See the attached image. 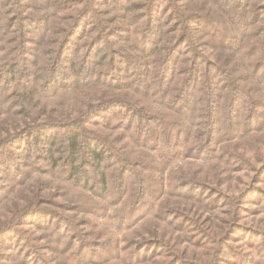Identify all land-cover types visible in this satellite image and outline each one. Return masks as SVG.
<instances>
[{"label":"trees","instance_id":"16d2710c","mask_svg":"<svg viewBox=\"0 0 264 264\" xmlns=\"http://www.w3.org/2000/svg\"><path fill=\"white\" fill-rule=\"evenodd\" d=\"M43 1L0 0V102L8 117L22 118L30 117L25 91L50 100L81 90L79 105L34 109L22 129L12 117L0 173L26 178L23 169L42 172L41 161L75 189L114 197L69 208L103 222L91 237L78 228L92 220L41 208L47 185L39 180L0 223V237L33 220L40 230L47 216L57 241L77 246L78 264H223L228 252L225 264H264V229L242 225L249 198L264 211L256 188L264 172V0H49L42 9ZM8 90L14 102L6 106ZM237 172L250 179L230 195L222 187ZM243 232L246 242L227 251ZM23 241L28 256L36 252L34 239Z\"/></svg>","mask_w":264,"mask_h":264},{"label":"rangeland","instance_id":"374dc122","mask_svg":"<svg viewBox=\"0 0 264 264\" xmlns=\"http://www.w3.org/2000/svg\"><path fill=\"white\" fill-rule=\"evenodd\" d=\"M49 0H44L42 4V9H46L47 4ZM36 47V46H35ZM5 58V57H2ZM34 74L31 76L29 83H27L28 88L32 89V86L35 87V81L37 80V76ZM34 77V78H33ZM39 80V78H38ZM33 82V83H31ZM26 84L24 83V86ZM36 89V88H35ZM81 90L77 91H66L59 93H56L53 99L51 96L49 97L47 92H40L36 91L33 93L32 96L27 95L28 91H25V96L28 98L26 101H23L24 108H26L29 111V118H22V116H10L7 115L5 112L6 110L2 107L3 104L0 102V121L4 122V128L0 127V142L5 138V132L7 129L9 132L11 131V126L13 124L12 117L16 118L14 122H18L20 125V129L24 128L26 124H31V117L34 116L35 112L38 111L40 108H43L45 106L48 109H55L56 111H59L62 106L61 105H67L71 104L73 106L79 105L78 102L80 100L81 96ZM9 96L6 97V103L5 105H9L10 103L12 104L14 102V96H12L13 93H11V90L7 91ZM49 93V92H48ZM10 96H12L10 98ZM96 93H92V97H95ZM3 100L2 96L0 95V101ZM78 101V102H77ZM38 106L39 108L37 109ZM11 108V107H10ZM11 110V109H10ZM12 111V110H11ZM13 112V111H12ZM52 112V111H51ZM53 113V112H52ZM76 116L77 114H72L71 116ZM73 116V117H74ZM28 117V116H27ZM53 117L57 118L55 119L56 123L63 122L61 121V117L58 116V113H53ZM122 116L118 115L116 117H113L112 122L113 124H117L120 122ZM45 121L44 117H38V120L36 119V123H43ZM264 140V139H263ZM1 146V144H0ZM18 152L20 150H17ZM263 153V150H262ZM17 154V153H16ZM23 152H19L18 155L23 156ZM248 156H251V153H248ZM178 160H181L180 158ZM190 161V159H188ZM188 161H182L180 163L186 164ZM43 171H38L34 172L30 168L25 167L23 169V173L27 176L26 178L22 176V172L18 175L16 180H13L14 174L13 172H10L8 174L5 173H0V185L4 184L7 185V188H5L7 191L5 192L4 195L0 198V223L4 224L6 223V220H11L13 216H15L14 213L11 212L12 209H15L17 205V208H21L25 206V200L24 198H21L23 195V191H25L26 195H29V197H26V199H30L31 195L30 193L32 191H35L37 189V185H39V180L40 182H43L42 184L47 185V189H45L43 192L40 191V196L39 200L45 201L46 203L41 207L44 209L51 210L52 212H61L62 214H69L70 216H73L75 213L69 210V208H72V206L75 205H83V207L89 209H92L91 205L94 203L98 202L100 206H105L109 204L110 201H112V195H108L107 200H101L100 197L97 195H93L91 193H84L83 191H80L79 189H75L72 186H70L68 183L62 181L64 176L60 174H55L56 171L52 172L49 167H42L41 164L42 162L40 161L37 163ZM249 174H251L249 172ZM249 174L247 175L245 172H240V173H234L231 174L229 179L225 181L224 185L222 188H227L229 187V192L232 193L230 195H237L238 190L241 188L242 183H247L249 182ZM207 176L212 178V181L215 182L218 174L214 169H211L207 171ZM13 180V181H12ZM240 181V182H239ZM20 182H23L22 184H19ZM242 182V183H241ZM258 190L264 191V172L261 177L260 183L256 186ZM225 190V189H224ZM22 191V192H20ZM98 193V190H96ZM92 195V196H90ZM42 196V197H41ZM256 196V194L254 195ZM250 201L248 200L249 203L245 205L246 211L245 217L242 220V225L244 227H251L255 229H264V211L263 207L260 205L255 204L256 198L252 197L249 198ZM173 200H180V199H173ZM172 201V200H171ZM148 206L149 203H147L144 206H140L138 209V212L136 214H143L148 212ZM43 218V219H42ZM37 221V224L39 227L42 225L43 227H40L41 229L44 230H50L51 232H46L44 230H39L37 229L34 225L33 222L36 220H33V222H29L24 224L23 226H18L17 229L11 234L7 236V234H4L3 236L0 237V264H12L14 262L19 263V264H24L23 262H27V264H37L35 263V258L37 256L42 257L48 264H78V257H76V247H70L65 245L64 242L66 240L62 239V241H57L56 237L53 235L52 228L54 227L55 221L50 218V217H42ZM74 219H77V221H83V220H92V223L95 222L96 225L91 227V225L86 226V227H79L78 231L84 230L89 233H92L91 237H94V234H99L102 226L101 223L98 220L93 219L92 216L86 215L83 213L75 214ZM42 220V221H40ZM100 222V223H98ZM37 225V226H38ZM138 226V225H137ZM140 226V225H139ZM138 228V227H137ZM83 234V233H82ZM130 234V232H128ZM133 235V234H132ZM124 237V234H119L115 236L114 238L116 240H120V238ZM237 238L235 239L234 242L229 243V251L230 249L232 250L233 248H237L238 246H241L242 242H246V233L243 232L241 234L236 235ZM25 238L29 239H34V244L37 246V250H35V253H31L30 256H28L29 253H27V248L25 247V242L23 241ZM108 237V235L105 234V232L102 231L101 234V239L104 240ZM88 240H92L94 238H87ZM95 240V239H94ZM198 254H200L201 249H197L196 251ZM193 253V249H187L186 250V255L187 258L191 260V254ZM229 253V252H228ZM225 253L223 255V264L230 262V258L228 257L229 254ZM24 257V258H22ZM22 258V259H21ZM88 258V257H85ZM97 258V257H95ZM204 257L202 256V261ZM97 259H94V263L96 264ZM105 264H112L110 262H107Z\"/></svg>","mask_w":264,"mask_h":264}]
</instances>
